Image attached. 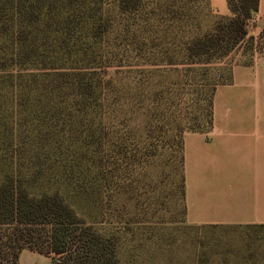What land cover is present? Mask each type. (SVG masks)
<instances>
[{
	"label": "rangeland",
	"instance_id": "rangeland-1",
	"mask_svg": "<svg viewBox=\"0 0 264 264\" xmlns=\"http://www.w3.org/2000/svg\"><path fill=\"white\" fill-rule=\"evenodd\" d=\"M105 1L88 4L103 21L111 20L102 45L116 60L106 70L115 119L99 116L105 125L85 130L83 148L78 149L75 137L76 147L62 144L64 156H55L47 149L51 140L27 143L23 137L26 142L21 138V144L12 145L1 99L0 184L11 175L32 197L60 193L110 239L114 264H264V227L190 225L182 194L183 137L192 129L209 131V102L216 87L229 82L235 66L252 62L259 53L245 54L241 46L222 61H187V44L220 18L210 12L208 0L174 6L167 0ZM89 120L78 119L77 127ZM93 129L97 141L88 146ZM19 130L26 134L28 129L23 125ZM30 158L45 168L34 172ZM56 158L69 164L65 173L71 185L59 183L50 171ZM20 264L59 263L24 251Z\"/></svg>",
	"mask_w": 264,
	"mask_h": 264
},
{
	"label": "trees",
	"instance_id": "trees-1",
	"mask_svg": "<svg viewBox=\"0 0 264 264\" xmlns=\"http://www.w3.org/2000/svg\"><path fill=\"white\" fill-rule=\"evenodd\" d=\"M88 1L0 0V100L7 107L5 123L13 146L21 144V138L24 142L27 138V143L51 140L46 144L48 151L62 155V144L74 143L76 147L78 137L80 150L88 140L85 130L105 125L99 116L115 119L116 105L106 70L114 68L116 60L112 50L102 45L111 32V20L103 21ZM259 1L228 0L232 16L220 17L209 32L191 40L187 61H222L241 46L245 54L255 50L264 55V31L255 37L249 27ZM127 3L130 6L131 1ZM213 96L209 129L213 126ZM80 118L90 120L77 127ZM23 125L26 134L19 130ZM96 133L93 129L88 146L96 143ZM31 152L34 157L36 149ZM34 160L30 158L29 166L34 172L42 171L45 166H37ZM14 161L20 168L17 158ZM182 162L184 166L183 154ZM68 166L60 158L49 168L57 173L58 182L67 186L71 185L65 173ZM77 166L83 171L82 163ZM182 194L185 200L184 171ZM24 251L59 264L115 263L110 239L82 219L60 193L32 197L18 178L8 175L0 184V264H20Z\"/></svg>",
	"mask_w": 264,
	"mask_h": 264
},
{
	"label": "crops",
	"instance_id": "crops-1",
	"mask_svg": "<svg viewBox=\"0 0 264 264\" xmlns=\"http://www.w3.org/2000/svg\"><path fill=\"white\" fill-rule=\"evenodd\" d=\"M208 7L213 15L232 16L228 0H208ZM253 19L250 35L258 37L264 0ZM231 77L216 87L211 129L183 137L184 201L193 226L264 227V55L235 66Z\"/></svg>",
	"mask_w": 264,
	"mask_h": 264
},
{
	"label": "built area",
	"instance_id": "built-area-1",
	"mask_svg": "<svg viewBox=\"0 0 264 264\" xmlns=\"http://www.w3.org/2000/svg\"><path fill=\"white\" fill-rule=\"evenodd\" d=\"M253 21H254V19L251 20V22H253Z\"/></svg>",
	"mask_w": 264,
	"mask_h": 264
}]
</instances>
